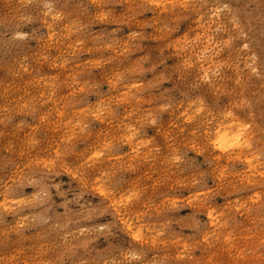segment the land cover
<instances>
[{
	"label": "rangeland",
	"instance_id": "374dc122",
	"mask_svg": "<svg viewBox=\"0 0 264 264\" xmlns=\"http://www.w3.org/2000/svg\"><path fill=\"white\" fill-rule=\"evenodd\" d=\"M47 2H0V264H264V0Z\"/></svg>",
	"mask_w": 264,
	"mask_h": 264
},
{
	"label": "bare ground",
	"instance_id": "6f19581e",
	"mask_svg": "<svg viewBox=\"0 0 264 264\" xmlns=\"http://www.w3.org/2000/svg\"><path fill=\"white\" fill-rule=\"evenodd\" d=\"M259 37V36H258ZM230 124V123H229ZM235 126V125H234ZM237 126L240 128V126L237 124ZM233 126H230V125H227V123H223L221 125H218L212 132H210L209 136H208V143H207V146L209 148V152L208 154L210 156L213 157V159L216 161V162H219V160H222L227 157H230V158H233L232 156L233 155H236L239 159L240 157L241 158H245V156L247 155H244L245 151H247L246 149L248 148L249 146V143L248 142H244L242 141V138L240 137V133L238 132L239 130H236L235 132L232 131V128ZM236 127V126H235ZM232 128V129H231ZM237 128V127H236ZM245 129V128H243ZM233 133H235L234 135H232ZM232 135V136H231ZM128 136V137H127ZM126 137L128 139H130V136L127 135ZM127 139V140H128ZM231 141L232 142H229L231 143L230 145L232 146V149L233 151H231L230 153H228L227 151H224L226 150L227 148L230 147V145H227L229 144L228 141ZM228 146V147H227ZM229 150V149H228ZM215 151H219L218 154H215ZM228 156H227V155ZM246 160H249V159H246ZM248 162H251L250 160ZM220 168V167H219ZM100 192V191H99ZM102 194V193H101ZM210 210V209H209ZM208 210V211H209ZM212 211V210H211ZM118 213V211L116 212ZM213 213V212H212ZM211 214V213H210ZM213 215V214H212ZM214 216V215H213ZM208 217H212V216H208ZM124 220V219H123ZM120 221V220H119ZM213 221V220H211ZM210 221V222H211ZM209 222V223H210ZM125 223V222H124ZM130 223V222H129ZM128 224H124L126 230H131L130 232L132 233V228L131 226ZM212 223V222H211ZM123 227V226H122ZM136 229V228H135ZM129 232V231H128ZM137 233V234H136ZM139 231L135 232L134 236H136L135 238H137V236H139ZM132 236V234H131Z\"/></svg>",
	"mask_w": 264,
	"mask_h": 264
},
{
	"label": "clouds",
	"instance_id": "9594fccd",
	"mask_svg": "<svg viewBox=\"0 0 264 264\" xmlns=\"http://www.w3.org/2000/svg\"><path fill=\"white\" fill-rule=\"evenodd\" d=\"M0 2H2V0H0ZM29 2H31V0H29ZM41 2L44 3V7H45L46 9H48L49 12L52 11L51 4L48 3L47 0H41ZM145 2H147V0H145ZM46 15H47V13H46ZM12 39H15V37H13Z\"/></svg>",
	"mask_w": 264,
	"mask_h": 264
},
{
	"label": "snow or ice",
	"instance_id": "6c2138e0",
	"mask_svg": "<svg viewBox=\"0 0 264 264\" xmlns=\"http://www.w3.org/2000/svg\"><path fill=\"white\" fill-rule=\"evenodd\" d=\"M97 155H100V153H97ZM137 239H139V236H137Z\"/></svg>",
	"mask_w": 264,
	"mask_h": 264
}]
</instances>
